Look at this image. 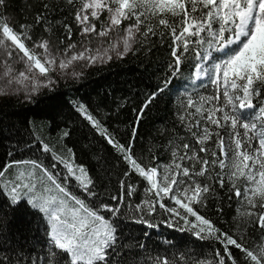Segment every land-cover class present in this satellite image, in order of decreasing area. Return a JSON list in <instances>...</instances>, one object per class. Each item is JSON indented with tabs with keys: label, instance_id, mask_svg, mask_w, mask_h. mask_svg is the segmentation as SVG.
<instances>
[{
	"label": "snow or ice",
	"instance_id": "obj_1",
	"mask_svg": "<svg viewBox=\"0 0 264 264\" xmlns=\"http://www.w3.org/2000/svg\"><path fill=\"white\" fill-rule=\"evenodd\" d=\"M9 6V0H0V97L23 93L32 101L77 64L123 59L136 45L151 51L166 44L170 62L164 86L136 110L127 143L84 103H74L127 165L115 194L98 190L72 149L66 158L39 137L33 143L52 163L46 164L45 156L0 164L3 203L13 211L23 204L41 214L47 237L43 255L25 251L26 244L6 227L0 203V264H137L135 257L147 245L135 238L122 243L121 222L129 218L148 229L163 224L221 246L199 257L157 253L143 264H264V0H40L33 23L14 22L6 14ZM186 67L192 69V91L184 88L175 114L179 127L161 129L169 159L161 161L157 153L145 163L135 151L145 110ZM58 166L66 172L56 171ZM133 174L139 177L135 183ZM221 190L229 207L236 204V232L203 214ZM223 210L218 201L217 213ZM156 216L161 218L154 223L150 218Z\"/></svg>",
	"mask_w": 264,
	"mask_h": 264
},
{
	"label": "trees",
	"instance_id": "obj_2",
	"mask_svg": "<svg viewBox=\"0 0 264 264\" xmlns=\"http://www.w3.org/2000/svg\"><path fill=\"white\" fill-rule=\"evenodd\" d=\"M9 5L6 14L11 16L14 22L33 23L35 13L40 8V0H9ZM34 35L39 36L40 30L37 29ZM75 38L77 34H74ZM135 47L138 50L130 52L123 59L114 57L107 63L85 67L80 72L82 75L72 80L59 79L53 89L43 90L33 97L32 101L13 95L0 97V164L13 158L45 156V163H52L51 156L43 154L33 143L34 137H39L66 158L71 156L68 149H72L75 162L89 171L100 186L98 190L103 192L106 188L109 194H115L118 190L117 178L122 177L127 165L115 150L91 129L87 121L79 116L71 100L84 103L117 139L127 143L136 110L142 106L150 93L164 86L163 81L169 75L167 65L170 62V54L166 44L157 43L151 51H148L147 46ZM191 71L192 69L186 67L182 76L173 78L168 88L145 110L135 141L136 154L142 157L145 163L150 155L157 153L161 161L169 159L162 147L166 139L161 135V129H170L173 124L179 127L175 114L181 99L186 97L184 88L188 87L189 92L192 91ZM64 131H68L70 135L63 137ZM26 145H31V148ZM149 148L152 153L148 152ZM10 151L12 156H8ZM56 171L66 172V169L58 166ZM131 179L135 183L139 177L133 174ZM75 183L74 180L71 181V185ZM75 191L86 198L78 188ZM142 194L141 186L134 200L138 202ZM3 199L0 197V203H3ZM221 200L224 210L218 214L216 208ZM235 207V202L229 207L227 195L221 190L209 201L203 214L223 230L236 232V222L233 220ZM3 210L7 214L6 227L11 229L20 244H26L25 251L32 248L34 256L43 255L47 237L46 224L41 214L23 204L13 211L3 203ZM125 211L130 217V209L126 208ZM160 218L156 216L150 219L156 223ZM120 227L125 238L122 243H134L132 238H135L143 240L147 245V249L142 252L139 249L134 250L141 252L140 256L135 257L137 264H143L147 257H154L157 253H166L169 256L187 253L189 256L199 257L207 254L213 247H221L215 241H199L188 232H180L163 224L158 229H148L131 222L129 218L122 220ZM145 231L150 233L148 238L143 237ZM6 234L7 232H4V235ZM2 239L3 236L0 235V240Z\"/></svg>",
	"mask_w": 264,
	"mask_h": 264
},
{
	"label": "rangeland",
	"instance_id": "obj_3",
	"mask_svg": "<svg viewBox=\"0 0 264 264\" xmlns=\"http://www.w3.org/2000/svg\"><path fill=\"white\" fill-rule=\"evenodd\" d=\"M83 68H85V67H82V66H80L79 64H77L74 68H70V69H68L67 71H68V73H69V75L67 76V77H61L60 79H62V80H72V79H75L76 77H73L72 75H71V73L73 72V71H76V72H81V70H83ZM13 96H17V97H20V98H22V99H25L24 98V95H23V93H20V94H18V95H13ZM71 102L73 103V105H74V103H76V101L75 100H71ZM13 171H15V170H13Z\"/></svg>",
	"mask_w": 264,
	"mask_h": 264
}]
</instances>
